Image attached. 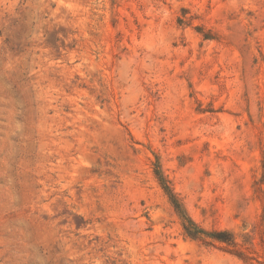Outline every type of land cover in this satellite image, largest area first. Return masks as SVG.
<instances>
[{"label": "rangeland", "instance_id": "1", "mask_svg": "<svg viewBox=\"0 0 264 264\" xmlns=\"http://www.w3.org/2000/svg\"><path fill=\"white\" fill-rule=\"evenodd\" d=\"M263 165L264 0H0V264H264Z\"/></svg>", "mask_w": 264, "mask_h": 264}, {"label": "trees", "instance_id": "2", "mask_svg": "<svg viewBox=\"0 0 264 264\" xmlns=\"http://www.w3.org/2000/svg\"><path fill=\"white\" fill-rule=\"evenodd\" d=\"M153 172L157 182L159 183L161 189L167 196L172 208L177 214L181 222L182 230L187 237L193 240H200L205 242L207 239H210L211 241L224 244L227 248H232L229 249V252L235 254L237 257L242 259L247 258L243 252L235 249L237 247V242L232 233L222 230H215L208 232L202 229L201 227H199L190 219V217L187 215L186 211L184 210L182 204L179 202L176 195L173 193L172 189L170 188L168 181L164 177L158 162H156V164L154 165ZM262 178H264V165H263ZM259 190L260 188H258V191Z\"/></svg>", "mask_w": 264, "mask_h": 264}]
</instances>
